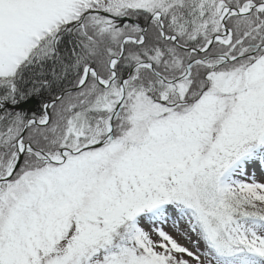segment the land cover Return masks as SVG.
I'll return each mask as SVG.
<instances>
[{"label":"snow or ice","instance_id":"obj_1","mask_svg":"<svg viewBox=\"0 0 264 264\" xmlns=\"http://www.w3.org/2000/svg\"><path fill=\"white\" fill-rule=\"evenodd\" d=\"M0 264H264V0H0Z\"/></svg>","mask_w":264,"mask_h":264},{"label":"rangeland","instance_id":"obj_2","mask_svg":"<svg viewBox=\"0 0 264 264\" xmlns=\"http://www.w3.org/2000/svg\"><path fill=\"white\" fill-rule=\"evenodd\" d=\"M258 175H259V174H258ZM181 242H182V243H187V241H183V240H182ZM189 246H190V245H189Z\"/></svg>","mask_w":264,"mask_h":264}]
</instances>
